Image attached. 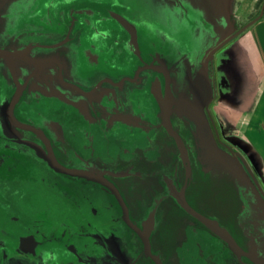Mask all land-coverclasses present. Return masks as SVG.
<instances>
[{"label": "flooded vegetation", "instance_id": "1", "mask_svg": "<svg viewBox=\"0 0 264 264\" xmlns=\"http://www.w3.org/2000/svg\"><path fill=\"white\" fill-rule=\"evenodd\" d=\"M170 1L186 17V29L159 17L148 0H13L0 16L7 23L0 29V264H155L126 221L144 232L151 207V196L130 191L131 177L109 179L124 207L103 186L78 183L42 158L48 146L63 164L83 160L102 169L156 168L161 158L147 88L157 70L146 67L151 58L137 57L129 33L107 11L170 42L191 61L193 91L190 102L179 101L178 116L195 135L203 167L217 159L235 173L250 257H237L210 231L186 224L170 232L177 264L264 259V186L247 154L224 140L215 112L221 56L250 23L238 27L232 16L228 35L209 30L201 41L198 11ZM200 67L208 86L196 83ZM161 231L160 238L150 234L153 254L162 252L169 235Z\"/></svg>", "mask_w": 264, "mask_h": 264}, {"label": "water", "instance_id": "2", "mask_svg": "<svg viewBox=\"0 0 264 264\" xmlns=\"http://www.w3.org/2000/svg\"><path fill=\"white\" fill-rule=\"evenodd\" d=\"M107 13L129 33L137 57L142 62L151 58L152 63L146 67L157 70L147 88L156 107L157 143L161 158L156 168L143 166L136 169H102L99 165L83 160L63 164L49 146L48 154L42 155V158L55 172L78 183L103 186L123 206L119 189L109 179L131 177L127 182L130 184V191L142 198L151 196V207L143 222L144 232L132 225L129 217L126 221L142 238L146 251L155 264H164V260L167 264H177L171 250L174 238L170 232H175V228L186 224H194L210 231L237 257L242 254L250 257L244 249L247 238L238 222L243 203L234 186L232 174L218 160L208 170L203 167L195 136L189 124L176 112L179 100L188 98L193 90L190 62L176 48L158 40L149 31L136 26L122 15L113 11ZM16 95L17 93L13 97L16 98ZM122 183L124 184V180H121V190ZM166 215L169 218L168 228L161 225ZM161 230L169 235L163 245L160 244L162 252L153 254L149 237L157 232V238H160ZM250 259L253 264H264V259Z\"/></svg>", "mask_w": 264, "mask_h": 264}, {"label": "rangeland", "instance_id": "3", "mask_svg": "<svg viewBox=\"0 0 264 264\" xmlns=\"http://www.w3.org/2000/svg\"><path fill=\"white\" fill-rule=\"evenodd\" d=\"M12 1L13 0H0V16L5 14V12H7V10L12 4ZM148 1L153 6V8L155 9L159 17L161 18L168 17L175 24L179 23L180 25L186 26L184 27L185 29L187 28V25H188V24L186 25L187 19L183 15L182 12H179V9L177 8L176 3L170 0H148ZM181 1L191 11H193L192 9L197 10L199 13V16L201 17V20L205 21V22L200 21L199 16L196 14L194 21L197 24L199 21L201 25L203 24L202 27L206 30L205 31L202 28H200L199 30H196L195 32L196 34H198V35H195L196 39H198L200 36L201 41H204L208 37L207 31L209 30L217 34L221 33L222 35H224L226 32V34L228 35L229 32L227 31V28H231L230 19L232 16L236 17L235 20L237 23L236 25L238 27L249 23L247 21H244L246 16L244 15V10H243L246 5L248 6L247 1L249 2V0H242V1L240 0H181ZM263 3L264 1L262 2L260 9L263 8L262 15L264 16V7H263L264 4ZM253 25H256V23H254ZM253 25L251 28L249 27L247 28L249 30L245 29L243 33L245 34L246 31L250 32L255 27ZM6 28H7V23L4 22L2 19H0V29H6ZM151 34L157 38L155 34L153 33ZM158 40L164 41L168 43L169 45H171L172 47H174L173 44L165 41L162 38ZM254 41L255 43L257 42L256 43L257 46H260V51L262 55L261 59L264 65V52L261 49V45H262L261 43L263 40H260V38L256 36ZM232 43L234 44L232 45ZM256 50L258 53V48ZM257 53L255 51L253 55L257 57ZM179 54L182 55L181 52H179ZM244 54L246 53H245V48L243 47V43H241L240 41H237L236 39L227 45V47L224 50V54L221 56L223 60H225L224 61L225 63L222 65V73L225 76V78L228 80V82H230V84L233 86H232V89L228 90L227 92L221 93V97H220L221 99L219 100V103L217 105V110L218 111L221 110V113H220L221 118L220 119L218 118V120L220 123L219 125L222 129L224 140L230 143V146L234 147L235 150L239 152L242 151L244 152L245 155L247 154V157L249 161L251 162L250 163L251 167L256 169L257 174L259 175L263 183V186H264V126L258 125V123L261 121V118L263 119V124H264V117H259V118L255 117L254 121L252 122V125H250L246 129L245 119L247 117L245 116V113L242 115L239 114V109H238L239 107L238 104H239V99H240L239 95L241 91L243 93L245 92V96H248V95L255 93L257 90L256 64L252 65L253 69L250 68V64H247V62H245ZM183 57L187 58L186 56H183ZM187 60L191 64V61L188 58ZM215 61L213 59L211 62H209L207 71L210 76H211ZM218 62L220 61L218 60L217 63ZM196 83L197 85H202L203 87H205V85L208 86L205 70L202 67H200L196 75ZM191 94L192 92L189 94L188 98H184V99L190 102ZM176 112H177V107H176ZM177 115H178V112H177ZM245 131L247 133H245ZM220 145L222 144H219V146ZM198 154H199V150H198ZM218 157L221 158L222 154H218ZM218 161H221V160H218ZM222 163L224 167L229 170V173L232 174L233 180H234V186L236 187L235 173L230 168H228L224 162Z\"/></svg>", "mask_w": 264, "mask_h": 264}, {"label": "crops", "instance_id": "4", "mask_svg": "<svg viewBox=\"0 0 264 264\" xmlns=\"http://www.w3.org/2000/svg\"><path fill=\"white\" fill-rule=\"evenodd\" d=\"M242 1V0H240ZM264 0H249L248 6L246 5L244 10V15L246 18L244 21L249 22V28L252 27L254 23L256 25L250 32L246 31L245 34L241 35L237 41H240L243 43V47L245 48V62L247 64H250V68H252V65L256 64V86L257 90L255 93L245 96V92L243 93L241 91L239 97V114H244L247 117L245 119V125L246 129L252 125V122L254 121L255 117H264V65L263 61L261 59V51L260 46H257V42L255 43L254 39L256 36L260 38L262 41L261 49L264 52V16L263 14V8L260 9V6ZM264 4V3H263ZM244 5V4H243ZM244 7V6H243ZM242 7V8H243ZM264 7V5H263ZM259 20V21H258ZM249 30V29H247ZM258 48V53L257 49ZM256 51L257 57L253 55V53ZM259 54V55H258ZM260 57V58H259ZM225 60L222 61V65L225 63ZM253 69V68H252ZM219 83L217 84L218 88H221L222 92H227L228 90L232 89V86L230 82L225 78V76L222 74L218 77ZM221 99V98H220ZM218 105V104H217ZM215 112L218 115L217 118H221L220 113L221 110H217V106L215 108ZM260 126H264L263 119L261 118V121L258 123ZM245 133H247L245 131Z\"/></svg>", "mask_w": 264, "mask_h": 264}]
</instances>
